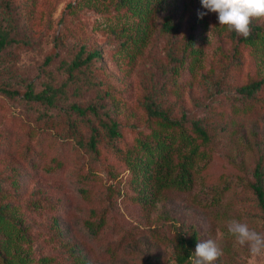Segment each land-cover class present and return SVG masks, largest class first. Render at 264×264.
Instances as JSON below:
<instances>
[{
	"label": "rangeland",
	"instance_id": "1",
	"mask_svg": "<svg viewBox=\"0 0 264 264\" xmlns=\"http://www.w3.org/2000/svg\"><path fill=\"white\" fill-rule=\"evenodd\" d=\"M198 12H207L201 0H0V36L10 29L18 39L0 45V186L29 226V264H178L177 240L194 229L197 243L212 239L222 249L214 264H264L227 230L237 219L264 234L250 185L257 163L264 166V82L252 95L241 90L264 79V41L245 42L216 13ZM167 20L176 28L165 30ZM252 24L264 27V18ZM190 35L198 60L177 68L172 54L182 56ZM81 46L101 53L69 77ZM66 79L57 106L24 98L29 83L40 90ZM149 100L199 119L211 143L191 189H166L145 204L111 144L101 142L99 154L78 144L68 111L72 102H100L119 121L124 148L156 125ZM80 130L88 135L83 123Z\"/></svg>",
	"mask_w": 264,
	"mask_h": 264
},
{
	"label": "trees",
	"instance_id": "2",
	"mask_svg": "<svg viewBox=\"0 0 264 264\" xmlns=\"http://www.w3.org/2000/svg\"><path fill=\"white\" fill-rule=\"evenodd\" d=\"M174 25L173 21L167 20L163 23V28L169 31L176 28ZM251 27V35L247 39L243 37L242 39L250 43L264 41V27L260 24H252ZM10 33V29L2 33L1 46L18 40L10 36ZM199 51L194 36L190 35L182 56L179 58L172 54L173 58L179 60L176 67L196 62ZM100 53L99 49L87 51L85 46H81L74 59L66 66L69 77L76 75V70L88 66ZM263 82V78L253 80L243 85L241 90L252 95ZM67 84V79L61 85L48 82L45 87L37 90L33 83H29L24 98L29 102L54 107L64 97ZM3 90L15 97L18 93L10 88ZM145 109L149 119L156 125L152 126V130L146 135L138 134L135 141L124 148L117 144L122 137L119 121L102 111L100 102H91L87 105L72 102L68 111V129L75 134L78 144L91 153L99 154L100 143L103 141L111 144V148L129 165L132 180L136 183L134 188L138 190V199L143 198L145 204H150L166 189H191L197 163L208 158L211 135L199 119L189 120L185 115L173 116L155 100L147 101ZM81 123L88 128V135L80 132ZM76 135H80L79 138ZM40 141L46 148L44 142ZM26 148L28 151L31 149ZM58 160L63 161L61 158ZM254 173L255 178L250 185L264 213V166L260 162L257 163ZM13 180L18 188V175L15 174ZM13 197L11 192L0 186V264H29L31 256L22 248V244L30 239L29 226L19 216V208ZM89 227L96 230V224L90 223ZM198 239V232L194 229L190 240L185 237L177 240L178 264H183L188 258L190 244L197 243ZM42 261L43 264H48L49 258H43Z\"/></svg>",
	"mask_w": 264,
	"mask_h": 264
},
{
	"label": "clouds",
	"instance_id": "3",
	"mask_svg": "<svg viewBox=\"0 0 264 264\" xmlns=\"http://www.w3.org/2000/svg\"><path fill=\"white\" fill-rule=\"evenodd\" d=\"M201 3L207 12H198L199 18L208 12L216 13L220 26L245 39L251 35L253 19L264 18V0H201ZM227 230L239 245L248 246L254 258L264 256V234L237 219L228 221ZM222 254L216 241L208 239L196 244L189 259L191 264H214Z\"/></svg>",
	"mask_w": 264,
	"mask_h": 264
}]
</instances>
